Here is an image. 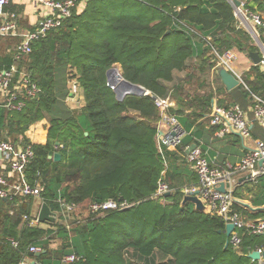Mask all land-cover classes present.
Here are the masks:
<instances>
[{
    "label": "trees",
    "instance_id": "16d2710c",
    "mask_svg": "<svg viewBox=\"0 0 264 264\" xmlns=\"http://www.w3.org/2000/svg\"><path fill=\"white\" fill-rule=\"evenodd\" d=\"M251 2L264 11V0ZM117 5L126 12L120 13ZM249 39V32L238 27L229 0H88L60 29L36 41L22 64L43 92L22 111L0 106V139L30 143L26 132L48 120L47 140L33 142L35 157L25 174L32 183L42 178L41 198L53 211H61L59 199L79 208L108 200L131 206L90 210L84 220L76 219V213L70 218L60 215L43 227L30 226L23 218L32 215L34 197L0 200V264H20L24 257L39 264H63V255L71 252L83 256L72 264H258L248 254L264 250V234H243L242 249L236 251L231 243L226 247L230 237L224 219L195 210L191 202L183 204L185 191L170 183L168 174L164 180L171 193L155 196L165 167L157 147L160 114L155 97L172 95L169 83L175 72L186 70L195 58L205 64L212 45L222 52L238 48L250 53L257 48ZM117 64L127 80L150 95L128 94L119 100L107 75ZM252 70L254 80L246 79L264 97V70L258 65ZM68 81L83 89L79 110L66 103L72 92ZM174 88L173 98L179 99L183 85ZM229 93L233 101L220 105L248 100L250 106L244 86ZM204 95L196 101L210 108L214 93ZM192 116L198 121V112ZM57 152L60 161L51 157ZM258 187L264 188V182ZM254 190L249 189L257 194ZM61 220L72 222L70 230ZM56 235L61 241L55 255L50 244ZM8 237L19 240V248L7 243ZM33 245L41 248L39 256L30 255Z\"/></svg>",
    "mask_w": 264,
    "mask_h": 264
},
{
    "label": "built area",
    "instance_id": "2783aa9c",
    "mask_svg": "<svg viewBox=\"0 0 264 264\" xmlns=\"http://www.w3.org/2000/svg\"><path fill=\"white\" fill-rule=\"evenodd\" d=\"M11 0H0V37L21 36L17 45V62L9 68L0 71V93L3 101L0 106L9 111H22L29 100L38 98L43 92L42 88L32 78L27 65L22 64V59L33 51L36 41L47 38L53 31L60 29L70 19L75 11L86 5L88 0H40L41 5L49 9V13L41 18L37 27L29 32L20 33L18 15L14 12H6V7ZM233 1V0H229ZM239 6H233L238 27H242L252 35L256 51L259 52L261 60L256 65L264 70V15L258 8V4L251 6L248 0H239ZM232 3V2H231ZM214 56L213 69L219 72L221 68L226 69L239 81V85L245 87L250 93L251 104L248 109L239 103L220 105L217 99L213 100L212 111L209 116L210 127L214 128L215 136L223 138L229 134H237L244 139L252 138L253 130L251 124L255 121L264 130V97L255 93L249 86L243 74L237 68L238 54L235 48L220 51L212 45ZM79 85L72 82L73 91H77ZM141 95H150L146 90ZM155 104L159 110L160 118L157 124V147L164 158L165 149L184 148L189 150L191 145L185 144L188 131L179 119L178 115L171 112L172 99L155 97ZM249 111L253 118H249ZM35 157L33 142H14L12 140L0 139V160L4 168L0 169V200L14 201L18 196H32L41 198L45 189V183L38 177L32 183L26 177V168ZM187 162L198 176V196L202 200L207 213L218 215L224 219L226 225L232 223L234 230L230 236V243L236 251L242 249V235L249 233L254 235L264 234V219L253 220L245 218L235 209L233 184L239 175H248V179L254 184L264 177V139L258 138L255 144L241 158L240 161L215 163L212 162L201 144L188 152ZM262 162V164H260ZM225 185V191L219 188ZM168 182L162 177L158 181L155 192L156 197L164 196L171 192ZM187 194L190 189H185ZM61 211H54L56 220L60 215L70 218L79 208L77 205L59 199ZM131 205L124 201L108 200L101 204L93 203L91 212L96 213L110 209H125ZM13 213V211H11ZM24 220L30 226L42 225L39 213L24 215ZM70 230V224L67 223ZM7 243L13 248H19L20 241L8 237ZM263 252L261 248L255 249ZM29 252H41L38 246H30ZM28 257H24L20 264H29ZM83 259L82 255L75 252L64 254L61 262L72 264ZM31 264V263H30ZM36 264V262H35Z\"/></svg>",
    "mask_w": 264,
    "mask_h": 264
},
{
    "label": "crops",
    "instance_id": "0c3cea01",
    "mask_svg": "<svg viewBox=\"0 0 264 264\" xmlns=\"http://www.w3.org/2000/svg\"><path fill=\"white\" fill-rule=\"evenodd\" d=\"M39 1L40 0H11L8 6L6 7V12H14L18 15L20 33H26L34 30L37 27L41 18L49 13V9L41 5ZM20 40L21 36L0 37V71L5 68H9L7 67L9 64V60H12L11 65L17 62L16 49ZM195 60H197V58H195ZM255 65L256 63L249 54V57H247V62H245V64L237 63V68L242 73H244V71H249L252 66ZM207 75V78L210 80V91H213L214 93L213 100L217 99L218 102H227L229 98L232 100L231 93H229L230 90L227 89L222 79L219 78V72L212 69ZM254 77L255 76L252 75L253 79H251L250 77L249 79L254 80ZM197 85H199V83ZM68 87L70 88L69 83ZM225 88L227 90H224ZM80 92L81 96L77 99L79 100L78 104H80L81 108L84 105L83 89H81ZM192 95L197 96L198 98L199 96H201L200 93H192ZM169 97L172 99L173 103V106L171 108H174L176 110V112L174 113L178 115L182 123H184L183 120L187 121L188 136L185 138V144H201L212 162H238L248 152V150L254 146L256 139H264V130L255 121L252 120L253 118L251 117H253V115L251 111H249L248 116L253 121L251 124L254 134L252 138L244 139L237 134H229L223 138H219L215 136V130L214 128L210 127L209 124V116L212 111L213 100L210 108L205 107L204 104L200 103L199 101L194 102L196 104L193 107L185 108V106L182 105L181 101L187 102V100H192L191 95L187 94L185 96H182V98L179 97V99L173 98L172 95H170ZM204 97H207V95H204ZM204 97L202 96V98ZM0 98L3 101V96L1 93ZM241 103V105L244 106L246 109L250 107L248 100L242 101ZM179 108L183 110L182 113L178 112ZM194 111L198 112L199 114V117L197 119L198 121H196V118L194 116L190 117V114L192 115ZM48 128L49 122L47 119L39 121L30 127V129L26 132V136L32 142L45 143L47 140ZM17 142L21 143V140ZM187 155L188 150L184 148L165 149L164 158L162 156L165 164L162 174L163 178L166 176V174H168V179H170V183L174 184V186H176L177 188H181L184 191L188 188L191 190V193H195L198 192L197 190L199 189L198 176L188 164ZM2 168H4V163L0 160V169L2 170ZM262 178L263 181L258 184L264 182V177ZM258 184H254L253 181L248 179V175L242 174L236 178V181L233 184L234 191H238V195H236L235 200V209L238 210L247 219H264V188L258 187ZM252 187L255 189L254 191H256L257 194H254L249 191V189H252ZM185 195H187V192H185ZM35 200V208H38L35 214H37L40 212L43 200L39 197H36ZM192 204L194 205L195 210H197L196 205L194 203ZM204 211L206 212V210ZM41 226L48 227L49 225L43 223ZM59 240L61 241L60 235L54 236V242H59ZM53 248L55 253L57 247ZM27 259L29 264H35V262L36 264H39L36 260L32 258L28 257ZM262 261H264V258H262Z\"/></svg>",
    "mask_w": 264,
    "mask_h": 264
},
{
    "label": "rangeland",
    "instance_id": "374dc122",
    "mask_svg": "<svg viewBox=\"0 0 264 264\" xmlns=\"http://www.w3.org/2000/svg\"><path fill=\"white\" fill-rule=\"evenodd\" d=\"M248 1L250 2V4L252 3L251 2L252 0H248ZM116 8H118L119 10L121 9L118 5L116 6ZM124 11L126 12V9ZM124 11L120 10V13H124ZM249 43L255 46V41H254V39H253L251 34H250ZM235 50L237 51V54H238L237 63L245 64V62H247V57H249L250 53L248 51L240 50L238 48H235ZM205 58H206V60H208V61H206L205 64H201L200 63L201 59H199V58L197 60L193 59L191 61V63L189 64V67L186 70H183L181 72L177 71L176 74H175V76H176L175 80L173 82L169 83V85L171 87L172 96L175 95V92H176L174 86L175 85L176 86L177 85L180 86V84L183 85L182 92L180 91L182 93V95L180 97L182 98V96H185L187 94L191 95L192 100L191 99L187 100V102L181 101L182 105L185 106V108H191V107H193L196 104L194 102L197 100V96H193L192 93H194V94L200 93L201 95H204V94H206V93L208 94L210 92L211 86H210V80L207 78V76H208L207 74L213 68L212 67L210 68V64L208 62L211 61L213 66H214L215 62H214L213 54L209 53V54H207L205 56ZM203 65L205 66L204 67V69H205L204 71L200 67V66H203ZM113 68H117L119 70V72L122 74L121 65L117 64ZM239 72H241V71L239 70ZM242 74H243L245 79H246V76H247L248 80H249V77L251 79H253L252 75L255 76V70H252V68H251L249 71H244V73H242ZM247 74H250V75H247ZM247 79H246V81H248ZM72 82H75V81H69V86H70L72 92H70V96L66 99V103L68 104V106L73 107L75 110H79L80 104H78L79 100L77 98H80L81 92H80V88H78L77 91H75V90L73 91ZM198 83H199V85H197ZM72 99H74V100H72ZM1 101L2 100L0 98V103H1ZM228 101L232 102L233 100H231L229 98ZM10 139H12V138H10ZM20 139H22V137ZM35 204H36V200H35V203H34V208H33L32 214H35L37 212L36 210H38V208L37 209L35 208ZM90 207H91V204H89V203H88V205H86V206H84L82 208L80 207L76 211V214H74L76 219L79 218L81 220H84L86 217H88V215L90 214ZM59 224H63L64 225V224H67V223L65 221L61 220L59 222ZM69 224L71 225L72 222H69ZM54 241L51 242L50 248H52V249H54L53 247L59 248L60 240H59V242H54Z\"/></svg>",
    "mask_w": 264,
    "mask_h": 264
},
{
    "label": "water",
    "instance_id": "95a60500",
    "mask_svg": "<svg viewBox=\"0 0 264 264\" xmlns=\"http://www.w3.org/2000/svg\"><path fill=\"white\" fill-rule=\"evenodd\" d=\"M234 6H239L240 1L239 0H233L229 1ZM251 58L254 60V62L257 64L260 62L261 57L258 51H252L250 52ZM118 73L119 77H116L114 73ZM108 78H109V85L112 86V88L116 91L117 97L119 100H123L126 95L128 94H136L141 95L143 94L147 89L139 84H135L129 80H127L123 74L119 72L117 68H111L108 70ZM219 75L227 87V89L232 90L239 86V81L234 77L233 74L228 72L226 69L221 68L219 70ZM88 134V132L86 133ZM196 147V144L191 145L188 152L193 150ZM56 161H60L62 159V155L60 153H55L54 156H51ZM262 164V162L260 163ZM221 191H225V185H221L219 188ZM171 192L167 193L166 195L170 194ZM187 202H192L196 205V209L200 211L205 210V206L202 202V200L198 196V192H192L190 194L185 195L183 199V204H186ZM39 219L42 223L45 222H55L56 221V215L55 212L51 209L48 203L43 202L42 207L39 212ZM234 230V225L232 223H228L226 225L225 233L227 237L229 238L231 236L232 231ZM230 244V240L227 241L226 247H228ZM45 253V251H43ZM41 253H33L30 252V255L32 256H39ZM248 256L256 262H259V264H264V261H262V258H264V251L261 252L260 250H253L248 254Z\"/></svg>",
    "mask_w": 264,
    "mask_h": 264
},
{
    "label": "bare ground",
    "instance_id": "6f19581e",
    "mask_svg": "<svg viewBox=\"0 0 264 264\" xmlns=\"http://www.w3.org/2000/svg\"><path fill=\"white\" fill-rule=\"evenodd\" d=\"M114 74H115V76H116V77H119V75H118V73H117V72H116V73H114Z\"/></svg>",
    "mask_w": 264,
    "mask_h": 264
}]
</instances>
